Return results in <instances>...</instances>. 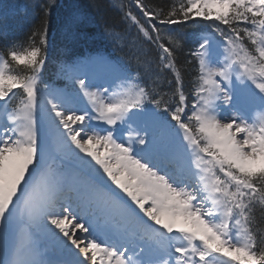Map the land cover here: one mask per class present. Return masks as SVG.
Instances as JSON below:
<instances>
[{
    "label": "snow or ice",
    "instance_id": "6c2138e0",
    "mask_svg": "<svg viewBox=\"0 0 264 264\" xmlns=\"http://www.w3.org/2000/svg\"><path fill=\"white\" fill-rule=\"evenodd\" d=\"M134 4L155 65L97 55L58 65L71 91L45 82L56 0L0 49V264H264V0ZM194 17L213 23L189 53L190 101L167 28ZM154 67L169 91L145 82Z\"/></svg>",
    "mask_w": 264,
    "mask_h": 264
},
{
    "label": "trees",
    "instance_id": "16d2710c",
    "mask_svg": "<svg viewBox=\"0 0 264 264\" xmlns=\"http://www.w3.org/2000/svg\"><path fill=\"white\" fill-rule=\"evenodd\" d=\"M178 2L179 0H143L150 8L163 9L165 12L173 3ZM47 3L48 0H0V49L8 41L27 42L33 30L40 28L44 19L43 5ZM56 5L48 17L50 49L44 72L45 82L71 89L68 82L57 76L58 65L61 62H75L81 56L106 54L114 61L120 60L135 69L134 57L148 53L153 64L158 63L159 50L148 43L125 18V13L131 11L142 23L145 20L134 0H56ZM77 9L83 14V18L69 31L67 22ZM212 23V20L194 17L186 23L167 28V31L183 37V47L177 51L176 59L181 66L184 89L190 101L197 69L196 62L189 53L199 37L210 32ZM109 32L119 34L120 39L114 40ZM155 76L160 77L162 90L169 91L165 81L174 79L172 73H161L154 67L146 76L145 82L150 83Z\"/></svg>",
    "mask_w": 264,
    "mask_h": 264
},
{
    "label": "rangeland",
    "instance_id": "374dc122",
    "mask_svg": "<svg viewBox=\"0 0 264 264\" xmlns=\"http://www.w3.org/2000/svg\"><path fill=\"white\" fill-rule=\"evenodd\" d=\"M92 71L96 72L97 75L100 77V78L98 79V82H99V83H103L104 81H103V79H102V73H101V71L98 70V69H93ZM120 131L125 132L126 130L122 127ZM176 141L179 142V139L176 138ZM89 159H90V158H89Z\"/></svg>",
    "mask_w": 264,
    "mask_h": 264
},
{
    "label": "bare ground",
    "instance_id": "6f19581e",
    "mask_svg": "<svg viewBox=\"0 0 264 264\" xmlns=\"http://www.w3.org/2000/svg\"><path fill=\"white\" fill-rule=\"evenodd\" d=\"M77 235H81L79 232H77ZM85 243H87V241H85Z\"/></svg>",
    "mask_w": 264,
    "mask_h": 264
}]
</instances>
